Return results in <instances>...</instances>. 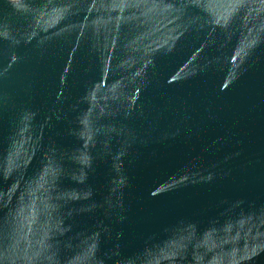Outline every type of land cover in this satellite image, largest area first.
<instances>
[{
	"label": "water",
	"instance_id": "1",
	"mask_svg": "<svg viewBox=\"0 0 264 264\" xmlns=\"http://www.w3.org/2000/svg\"><path fill=\"white\" fill-rule=\"evenodd\" d=\"M0 264H264V0H0Z\"/></svg>",
	"mask_w": 264,
	"mask_h": 264
}]
</instances>
